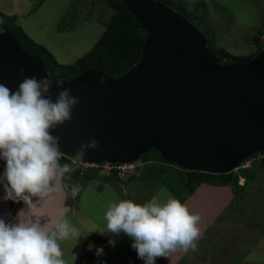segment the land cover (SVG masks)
Returning a JSON list of instances; mask_svg holds the SVG:
<instances>
[{
    "label": "water",
    "instance_id": "water-1",
    "mask_svg": "<svg viewBox=\"0 0 264 264\" xmlns=\"http://www.w3.org/2000/svg\"><path fill=\"white\" fill-rule=\"evenodd\" d=\"M147 34L138 64L120 78L89 70L72 81L45 71L0 29V83L15 90L20 75H50L79 97L72 119L50 130L62 153L82 161L132 164L152 150L188 171L232 173L264 152V50L246 63L222 65L207 38L186 18L155 0H120ZM63 89L53 87L51 95Z\"/></svg>",
    "mask_w": 264,
    "mask_h": 264
},
{
    "label": "clouds",
    "instance_id": "clouds-1",
    "mask_svg": "<svg viewBox=\"0 0 264 264\" xmlns=\"http://www.w3.org/2000/svg\"><path fill=\"white\" fill-rule=\"evenodd\" d=\"M20 75L24 79L15 90L0 83V161L4 162L0 186L5 202H23L28 210L20 209L14 220L0 216V264H69L61 243L66 237L75 235L78 242L81 235L104 232H82L67 216L42 224L32 209L51 197L57 183L83 160L89 145L99 143V137L84 138L71 163L61 164L60 138L50 130L72 119L79 97L50 75L29 77L23 68ZM54 86L63 89L55 99L51 95ZM80 186L74 183L70 190L75 194ZM33 197L38 201L33 202ZM103 218L106 230L112 233L108 244L115 247L117 241L111 237L123 233L144 264H157L158 257L169 258L177 250L195 251L201 235V216L171 195L162 201L157 194L143 204L114 200ZM86 250H94L98 258L105 255L104 246L92 242ZM77 255L73 252V264ZM98 264L107 262L99 260Z\"/></svg>",
    "mask_w": 264,
    "mask_h": 264
},
{
    "label": "rangeland",
    "instance_id": "rangeland-1",
    "mask_svg": "<svg viewBox=\"0 0 264 264\" xmlns=\"http://www.w3.org/2000/svg\"><path fill=\"white\" fill-rule=\"evenodd\" d=\"M33 1L38 4L31 11L30 17L37 18L39 21L37 24H41V21L44 20L41 25L45 27L47 33L45 43L56 54L58 62L63 61L62 55L58 51L61 50L63 53L62 48H68L69 45L70 51L66 60V63L69 62V64L67 65L73 64L74 60L78 61L87 55L93 49L96 43L95 39L102 37L101 30L95 34H89L91 26L86 30L87 26L85 25L93 21L94 24L101 27L100 21H108L114 14V11L103 0H71L66 9V16H63L59 23L60 26L63 22L62 30L68 27L66 33L62 34L66 35L67 40L61 38L52 45L50 37H56V35L50 31V26L53 25L49 19L53 15L50 9L60 2L52 0L50 8L42 9L45 4L49 3L48 0ZM157 2L186 18L207 38L208 47L216 56L224 51L231 56L254 57L264 50V0H157ZM100 27L98 29H101ZM69 33H73L72 36L67 35ZM83 33L88 35V40L90 39L88 42L80 41ZM260 35L261 37H259ZM258 37L260 39L256 41ZM59 42H61V46L58 45ZM76 44L78 46H75ZM78 56L80 57L78 58ZM225 62H231V59H225ZM63 65L65 64L63 63ZM157 156L153 152L149 153L147 157H141L136 163L139 166L135 174L136 177L133 180H128V183H144L138 189L142 194L141 200L135 201L136 203L143 204L142 201L145 203L157 194L160 197L163 184H173L177 188L182 186L179 183L178 171L173 170L175 168L168 164L165 166L151 161L144 166L145 162L150 161L151 158L158 159ZM245 171L234 172L239 182L236 186L227 187L231 190L230 199L226 198L225 194L214 195L207 201L193 202L192 207H189L193 213L201 216L199 222L201 235L195 241L197 244L195 251L191 249L176 251L177 257L183 256L179 263L241 264L242 259L247 257L249 251L264 248V167L261 166V162L256 161L252 162L250 169ZM141 173L142 178H137V175ZM110 178L113 183L118 182L113 176ZM78 182L82 185L84 179ZM74 183L77 182L69 181L70 186ZM203 185L214 186L206 183L201 186L203 187ZM219 186L226 188L220 183ZM200 188L195 190V195L199 194ZM160 199L162 200L161 197ZM186 200L188 199H184V201ZM220 206L223 208V213L218 214ZM217 215L220 217L218 218ZM209 217L214 218L208 224L206 220ZM252 257L255 258L256 255ZM262 261L264 262V259ZM252 262L253 260L250 259L249 263Z\"/></svg>",
    "mask_w": 264,
    "mask_h": 264
},
{
    "label": "crops",
    "instance_id": "crops-1",
    "mask_svg": "<svg viewBox=\"0 0 264 264\" xmlns=\"http://www.w3.org/2000/svg\"><path fill=\"white\" fill-rule=\"evenodd\" d=\"M48 1L49 3L45 4V6L42 9L51 7L52 0H48ZM58 1L60 3L56 4L55 7L50 9V11L53 13V15L49 18L50 22H53V25L50 26V31H52L56 35V37H50L52 45H54V42L56 40H60L61 38H65V40H67L66 35L63 36L62 34L63 32L66 33L68 27L62 30L61 26L63 22L60 26L59 23L63 19L62 17L66 16L65 15L67 11L66 9L69 6L71 0H58ZM37 4L38 3H35V1L33 0H0V12L10 18H14L16 20L17 25L23 29V31L35 44L46 48L55 57L56 54L52 52L49 46L45 43V38L47 33L45 27L41 25L43 24L44 20L41 21L42 22L41 24H37L39 22L37 21L38 19L35 17L33 18L30 17L31 11H33L36 8ZM88 18L91 19L90 17ZM111 18H109L108 21L101 20L100 21L101 27L94 24L93 21L92 23H87L85 25L87 27L85 26L84 27L87 30L91 26V30L89 31V34H95L97 31L101 30L103 35L106 30V26ZM98 27H100L101 29H98ZM72 34L73 33H69L67 35L72 36ZM98 38L99 37L95 39L96 42L95 45L97 44V42L100 40L101 37L99 39ZM89 40H88V35L86 36L85 33H83V36L80 41L88 42ZM58 45L61 46V42H59ZM75 46L78 45L76 44ZM62 50L63 53L61 50H59L58 53L62 55L63 61L58 62L56 57L55 59L60 65H63V63L67 65L69 64V62L66 63V60L68 58V52L70 51L69 45L68 48H62ZM80 56H78V58ZM76 62L77 61L74 60L73 64H75ZM3 168H4V162H0V172L3 171ZM86 175L81 174V177L78 178L77 181H75L78 182L84 179V183L80 186L79 190L75 192V194H73L72 191L70 190L71 188L69 184L70 179L67 174L57 183L56 189L51 195V197L46 199L40 205L32 209L33 215L37 219H41L42 224L46 223L47 220L51 222L57 218L67 216L73 223L79 225L82 232H89L94 229H98L104 232V235H101L99 231L91 233L86 237L84 235H81L78 238V242H77V237L75 235H70L66 237L61 243L64 250V254L69 260V264H73V260H72L73 252H78L74 264H98L99 260H106L107 264H144L142 260L137 258L136 251L132 249L131 247L132 241L130 240V238L124 235L123 233H121L119 236L111 237V238H115L117 241L115 247H112L108 244V240L110 238V235H112V233L106 230V221L103 218L108 205L114 200L131 199L134 202L141 200L142 194L139 193L138 189L144 183H134V182L123 183L118 179H116L118 182L115 181L117 182L115 184L113 183L110 177H105L101 175H98V177H96L95 179L93 178L91 180L86 181L85 180ZM141 176L142 173L138 175L137 178L141 179L142 178ZM135 177L131 179L133 180ZM225 187L226 188H220V186L208 187L207 185H203V187L198 190L199 194L197 195H195L194 192L191 196L187 198L186 194L185 196H183L182 193V197L188 200L181 201V199L179 198V195L181 194L177 195L173 193L169 185L163 184L161 186V189L166 188L167 191L162 192L160 197L162 198L163 201L166 200L169 195H171L179 199L182 203H185L189 208L192 207L193 202L197 203L199 201L201 202L207 201L209 199H212V196L214 195L225 194L226 198L230 199L231 187L230 186H225ZM124 191L126 192L124 193ZM3 195H4L3 187L0 186V216L5 217L8 220H14L20 209H24L25 211L28 210L27 205H25L23 202L20 203H14L12 201L5 202L3 200ZM38 199H39L38 197H33V202L38 201ZM142 202L144 203V201ZM217 213L218 214L223 213L222 206L219 207ZM217 216L218 218L220 217V215ZM214 217H209L206 220V222L208 224L211 223ZM51 226H52L51 223H49L50 228ZM89 242H92L97 246H104L105 255L101 258H98L95 255L94 250L87 251L86 246ZM176 254L177 252H174V255H172L171 253L169 258L158 257L157 264H181L179 262L181 261L180 259H182L183 256L177 257ZM245 255L246 253L244 254V256ZM253 255H256V257L253 258L252 257ZM250 259L253 260L252 263H249ZM263 259H264V248L263 249L260 248L259 250L249 251L247 253V257L245 256L242 259L241 264H264V262L262 261Z\"/></svg>",
    "mask_w": 264,
    "mask_h": 264
},
{
    "label": "trees",
    "instance_id": "trees-1",
    "mask_svg": "<svg viewBox=\"0 0 264 264\" xmlns=\"http://www.w3.org/2000/svg\"><path fill=\"white\" fill-rule=\"evenodd\" d=\"M103 1H105L107 5L114 11V14L108 22L104 34L93 47V49L73 65H60L55 57L46 48L35 44L28 37L23 29L17 25L14 18H10L1 12L0 29L9 32L19 42L25 53L40 57L45 63V71L49 72L56 78L72 81L89 70L101 71L110 77L120 78L130 72L140 61L147 39V34L142 29L141 25L138 24L136 18L130 13L123 2L120 0ZM259 37H261V35ZM259 37L256 39V41H259ZM262 52L263 50L260 51L256 56ZM256 56L237 57L231 56L224 51L217 55L222 65L246 63L253 60ZM225 59H231V62H225ZM153 152L158 155V159L151 158L150 161L148 160L145 162L144 166L151 163V161H154L155 163L158 162L161 165L168 164L170 167L175 168L173 170L178 171L180 180L179 183H181L182 186L181 188H177L173 184L167 185H169L173 193L177 195L181 194L179 195L181 201H184L185 199L182 197V193H185L186 196L189 197L198 187L205 183L214 186H219L220 183L223 184V186L230 187L236 186V184L238 185L239 179L236 175H234V171L226 175H214L203 172L188 171L175 163L168 162L158 151L152 150L150 153ZM262 153L264 154V152ZM148 154L143 155L142 157H147ZM256 155L248 160L253 159ZM60 162L61 164H70V161H68L63 156ZM260 162L261 166L264 167V159ZM98 173L99 172L97 170H88L86 173H84L85 175L87 174L85 176V180L88 181L93 178L95 179L98 177ZM68 177L72 181H77V179L81 177V170L77 166H74L73 171L68 174ZM113 177L118 179L116 174H114ZM125 182L127 183V181ZM241 187L243 188V186Z\"/></svg>",
    "mask_w": 264,
    "mask_h": 264
},
{
    "label": "built area",
    "instance_id": "built-area-1",
    "mask_svg": "<svg viewBox=\"0 0 264 264\" xmlns=\"http://www.w3.org/2000/svg\"><path fill=\"white\" fill-rule=\"evenodd\" d=\"M62 156L66 158L68 161H70L74 158L70 155L62 153ZM264 159V154L258 153L253 159L245 161L239 165L238 168L234 170V172L243 171L250 169V164L252 162H260ZM137 162L132 164H109V163H103V164H96V163H88L85 161L78 162L77 166L81 170V174L86 173L88 170H97L100 175L105 176H113L116 174L117 178L122 181H128L130 178L136 176L137 170L139 166L136 165ZM145 165V164H144Z\"/></svg>",
    "mask_w": 264,
    "mask_h": 264
}]
</instances>
